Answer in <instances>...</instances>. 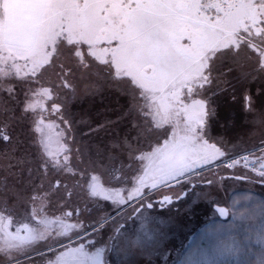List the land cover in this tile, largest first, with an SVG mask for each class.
I'll use <instances>...</instances> for the list:
<instances>
[{"label": "snow or ice", "instance_id": "1", "mask_svg": "<svg viewBox=\"0 0 264 264\" xmlns=\"http://www.w3.org/2000/svg\"><path fill=\"white\" fill-rule=\"evenodd\" d=\"M257 78L264 81V0H0V264H108L114 248L152 254L163 232L147 222L168 221L149 210L209 199L228 180L264 184V89L245 96L261 130L255 142L230 149L213 135L214 98L233 91L234 79ZM80 84L127 98L115 120H81L84 136L129 126L104 150L73 134L60 96L78 97ZM46 111L64 125L55 150ZM260 217L246 237L260 245L251 264H264ZM131 221L142 230L134 239ZM251 251L233 237L197 245L181 264H243Z\"/></svg>", "mask_w": 264, "mask_h": 264}, {"label": "rangeland", "instance_id": "2", "mask_svg": "<svg viewBox=\"0 0 264 264\" xmlns=\"http://www.w3.org/2000/svg\"><path fill=\"white\" fill-rule=\"evenodd\" d=\"M86 87L85 84L79 85L78 97L69 99L62 92L60 98L68 100L69 111L76 120V124L73 126V134L78 139L82 138L92 146L104 150L106 146L111 144L114 137L123 136L128 132L129 126L122 122L119 125L102 128L97 132L84 136V133L88 132V128L81 123V120L87 121L92 127L103 123L105 119L115 120L118 112L126 109L128 101L125 96L117 93L112 88L102 87L96 94H93L91 91H85ZM67 91L69 90H64V92ZM239 92L235 100L237 103L232 102L231 99L228 104H224L226 105L224 106V112H220V115L223 113L224 116L225 107L229 110H237L239 108L241 111L239 112L237 123L228 128L222 119H220L222 117L217 116L216 121L219 125L217 129H215V126L213 128V135L228 141L230 149L233 147V144H240L243 138L239 140L236 135H230L229 131L234 132V130L241 128L251 130L255 126L252 123L255 117L245 109V96L253 92L252 87L249 85ZM55 99V96L52 99H48L46 102L47 106L50 107ZM214 99L218 114L219 100L218 97ZM42 103L44 102L42 101ZM34 107L38 106L34 105ZM43 115L45 117L44 135L50 137V147L52 150H55L58 134L63 131L64 125L60 123L55 113L46 111ZM49 124H52L53 127L49 128ZM244 140L247 139L244 138ZM213 171L220 172L221 170L214 169ZM204 174L206 176L212 175L211 172L207 171ZM200 187H203L205 191L211 190V186ZM199 190V188L196 189V191ZM214 201H219L218 204L229 207L230 214L228 218L223 219L218 214L214 208L217 203ZM234 202L235 206H233ZM262 204H264V184H253L247 180H228L219 193H213L209 199H197L196 203L192 204L188 201V198H185L184 201L178 202L175 208H153L149 210L150 216L168 221L165 225H159L154 221L147 222V230L151 231L154 228H159L163 232V236L160 238L155 252L152 254L125 256L123 253H117L114 248L111 252L106 253L108 264H181L187 253L195 248V245L198 243L197 239L200 238V232L209 221L219 222L218 220H220V223L223 220L226 221L223 225L232 227L236 231L235 234L243 237L242 239L245 243H248L251 247H260V245L255 243V239L249 242L246 237L253 230H258L261 222L260 213L264 211L260 207ZM253 212L256 213L255 219L244 218L250 216ZM129 226L132 229L130 234L133 239L136 235H142L139 221H131L129 225H126V227ZM136 251L138 252L139 250ZM165 254L167 255V260L164 259Z\"/></svg>", "mask_w": 264, "mask_h": 264}, {"label": "trees", "instance_id": "3", "mask_svg": "<svg viewBox=\"0 0 264 264\" xmlns=\"http://www.w3.org/2000/svg\"><path fill=\"white\" fill-rule=\"evenodd\" d=\"M240 67L241 69H245L247 68V65L241 64ZM236 75H239V70H236ZM233 84L235 85L233 91L227 94H222L218 97L219 112L217 116L222 117L220 119H222L223 123L227 125L228 128L237 123L239 119V112L241 110L239 108L237 110L236 109L229 110L225 107L224 116H223V113L220 115V112H224V106H226L224 104H228L231 99H232L231 100L232 102H235V100L238 97V93H240L239 91L243 90L245 87L249 85L252 87V91H253L252 92L253 94L250 92L251 96H256L258 90L264 89V81H261L259 78L249 80L246 82L241 81L239 83H237L234 79ZM257 105H258V110L264 109V97L263 98L261 97L259 100H257ZM218 125L219 124L216 122L215 129L218 128ZM229 133L230 135H236L239 138V140L241 138H243L242 140L246 138L247 140H252L253 142H255L261 135V130L259 129L257 125H255L251 128V130H248V129L245 130V128H241V129L234 130V132L229 131ZM218 221L219 222L209 221L205 224L203 230L200 232V238L197 239L198 243L196 245H199L201 248L207 249L209 247H214L216 245H219L222 242H230L233 237H236L239 241H243L242 239L243 237H241V235L235 234L236 231L232 227L223 225L226 221L223 220L221 223H220V220ZM217 228H221V231L219 233L215 232V229ZM244 244L247 245L250 249H252V251L249 252L247 256L242 257L241 259L243 261V264H251V261L254 259V254L256 250H258L260 247L259 246L251 247L248 243H245V242ZM220 264H224V258L220 259ZM227 264H235V261L233 260V258L228 257Z\"/></svg>", "mask_w": 264, "mask_h": 264}, {"label": "water", "instance_id": "4", "mask_svg": "<svg viewBox=\"0 0 264 264\" xmlns=\"http://www.w3.org/2000/svg\"><path fill=\"white\" fill-rule=\"evenodd\" d=\"M218 207H225V208H229L228 206L226 205H220V204H215L214 208L217 210ZM218 212V211H217ZM219 214V213H218ZM229 214H230V209H229ZM223 219H226L229 217V215L227 217L225 216H221Z\"/></svg>", "mask_w": 264, "mask_h": 264}, {"label": "flooded vegetation", "instance_id": "5", "mask_svg": "<svg viewBox=\"0 0 264 264\" xmlns=\"http://www.w3.org/2000/svg\"><path fill=\"white\" fill-rule=\"evenodd\" d=\"M23 222H27V220H24ZM17 226H20L19 224ZM22 234H25V233H22Z\"/></svg>", "mask_w": 264, "mask_h": 264}]
</instances>
